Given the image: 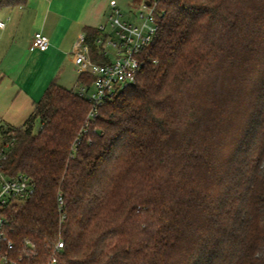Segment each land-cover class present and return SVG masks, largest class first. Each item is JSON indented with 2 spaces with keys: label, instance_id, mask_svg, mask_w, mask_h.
<instances>
[{
  "label": "trees",
  "instance_id": "1",
  "mask_svg": "<svg viewBox=\"0 0 264 264\" xmlns=\"http://www.w3.org/2000/svg\"><path fill=\"white\" fill-rule=\"evenodd\" d=\"M156 10L136 82L96 117L53 81L22 127L0 126V145L15 140L5 170L35 183L11 214L0 264L28 243L46 262L59 241L58 264H264V0H158ZM83 30L105 64L101 31Z\"/></svg>",
  "mask_w": 264,
  "mask_h": 264
},
{
  "label": "crops",
  "instance_id": "2",
  "mask_svg": "<svg viewBox=\"0 0 264 264\" xmlns=\"http://www.w3.org/2000/svg\"><path fill=\"white\" fill-rule=\"evenodd\" d=\"M1 2V0H0ZM109 0H27L0 6V126L22 127L53 82L66 89L75 74L72 51L84 28H108ZM111 30V29H110ZM37 32L46 51L32 48Z\"/></svg>",
  "mask_w": 264,
  "mask_h": 264
},
{
  "label": "built area",
  "instance_id": "3",
  "mask_svg": "<svg viewBox=\"0 0 264 264\" xmlns=\"http://www.w3.org/2000/svg\"><path fill=\"white\" fill-rule=\"evenodd\" d=\"M149 2L150 5L142 2L141 9L137 13L141 24L123 21L118 5L112 4V11L108 17L111 30L107 32L105 26L99 28L101 36L95 41L100 54L107 60L105 64L91 60L90 47L85 34L80 35L75 42L72 56L75 66L79 69V75L94 78L90 87L81 86L79 92L92 105L89 119L98 115L107 97L136 82L137 74L144 66V61L139 57L144 49L152 45L159 29L156 22L157 1ZM0 26L4 27L5 24L0 23ZM49 47L48 37L42 32L35 33L32 48L46 51ZM109 49L112 51L110 52ZM14 142L15 140H10L0 145V241L7 242L9 247L12 243L9 241L7 229L10 228L11 214L35 192V183L31 177L23 173L10 175L5 170V163ZM58 203L60 210H63L64 200L61 195ZM28 246V250L17 258L2 257L1 264H58L59 256L64 250V243L57 242L48 260L41 263L35 246L29 243Z\"/></svg>",
  "mask_w": 264,
  "mask_h": 264
},
{
  "label": "rangeland",
  "instance_id": "4",
  "mask_svg": "<svg viewBox=\"0 0 264 264\" xmlns=\"http://www.w3.org/2000/svg\"><path fill=\"white\" fill-rule=\"evenodd\" d=\"M110 4L116 3L118 5V9L122 14V20L128 21L134 24H141V21L138 18V11L141 9V3L146 1L156 2L158 0H109ZM132 5V6H131ZM109 16V15H108ZM0 21L4 22V19H0ZM108 23V22H107ZM110 30V26L108 25L107 32ZM111 52L112 50L109 49ZM112 57V55H111ZM75 74H79V69L76 68ZM67 88L69 90H73L74 92L79 93L81 90V86L77 83L75 78H71V80H67ZM39 129V123L37 122L34 127V132L36 133Z\"/></svg>",
  "mask_w": 264,
  "mask_h": 264
},
{
  "label": "water",
  "instance_id": "5",
  "mask_svg": "<svg viewBox=\"0 0 264 264\" xmlns=\"http://www.w3.org/2000/svg\"><path fill=\"white\" fill-rule=\"evenodd\" d=\"M147 4L150 5V2L148 1Z\"/></svg>",
  "mask_w": 264,
  "mask_h": 264
}]
</instances>
